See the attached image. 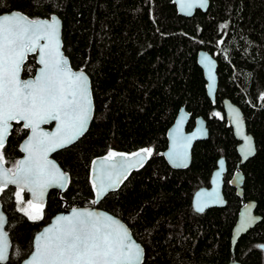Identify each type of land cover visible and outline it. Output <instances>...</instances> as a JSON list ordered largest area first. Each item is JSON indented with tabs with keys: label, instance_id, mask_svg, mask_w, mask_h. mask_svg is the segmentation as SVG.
Instances as JSON below:
<instances>
[{
	"label": "trees",
	"instance_id": "obj_1",
	"mask_svg": "<svg viewBox=\"0 0 264 264\" xmlns=\"http://www.w3.org/2000/svg\"><path fill=\"white\" fill-rule=\"evenodd\" d=\"M12 9L31 18L57 15L64 54L90 78L91 124L54 155L69 173L62 194L67 206L93 203L90 171L96 157L109 150L151 149L146 162L96 205L127 224L144 248L142 264H227L241 207L229 184L238 155L222 109L221 100L228 97L243 111L254 137L256 152L241 165L243 196L256 201L255 213L261 216L239 237L233 256L241 264H264V0H210L207 11L197 10L191 17L179 15L172 0H0V13ZM200 49L217 59L214 104L196 62ZM36 67L35 55H29L22 77L34 74ZM182 106L190 114L187 130L202 116L208 137L194 143L187 168L174 169L163 151L167 130ZM20 128L14 124L2 149L10 165L20 155L25 136ZM221 156L227 162L226 205L196 213L192 194L208 185ZM16 190L9 186L0 192L12 244L8 260L0 264H19L32 249L34 233L60 207L49 198L43 218L31 219L21 210Z\"/></svg>",
	"mask_w": 264,
	"mask_h": 264
},
{
	"label": "snow or ice",
	"instance_id": "obj_2",
	"mask_svg": "<svg viewBox=\"0 0 264 264\" xmlns=\"http://www.w3.org/2000/svg\"><path fill=\"white\" fill-rule=\"evenodd\" d=\"M201 5L204 0H200ZM192 3L187 7L191 8ZM59 23L30 20L18 13L0 16V192L8 184L27 189L33 197L29 207L38 219L42 206L36 203L53 185L64 186L66 175L48 159L49 153L70 145L85 130L92 110L87 76L73 72L61 52ZM39 53L42 66L34 79H21L24 62L30 53ZM211 77V73H210ZM239 127V115L237 114ZM23 122L30 129L23 150L24 160L16 171L3 168L2 149L11 122ZM56 122L54 132H45L41 124ZM186 147V145H185ZM151 149L133 153L150 155ZM253 151L250 138H245L244 156ZM124 154L109 152L107 160ZM177 159L182 152H174ZM135 165L127 159L104 170L99 184L93 183L97 198L118 184L127 170ZM19 197V193L16 194ZM19 202V201H18ZM96 203V201H93ZM203 211L202 205H197ZM25 214H28L27 212ZM3 217L0 216V224ZM7 248L0 233V260ZM30 264H142V249L132 242L129 230L118 220L103 213L73 209L71 215L59 216L56 222L36 237Z\"/></svg>",
	"mask_w": 264,
	"mask_h": 264
},
{
	"label": "water",
	"instance_id": "obj_3",
	"mask_svg": "<svg viewBox=\"0 0 264 264\" xmlns=\"http://www.w3.org/2000/svg\"><path fill=\"white\" fill-rule=\"evenodd\" d=\"M172 2L175 5L177 13L183 17H191L195 14L197 10L205 12L207 11L209 4H210V0H204V3L202 5H201L200 0H172ZM188 3H192L193 6L191 8H188L187 7ZM13 13H18L24 17H27L30 20H35V21L47 20L50 22L51 19L55 17L59 23V38H60V43H61L60 50L62 52L63 57L67 60L68 66L73 72L83 71L81 69H74L70 64L68 57L63 52L62 39H61L62 21L57 15L53 14L49 17L31 18L20 10L12 9L10 11L1 12L0 16L11 15ZM29 55H35V62L37 64V67H36V70L33 76H28L26 78L22 77V71H21V79L23 80L34 79L35 76L38 74L39 69L42 67L39 64L38 51L36 53H30L28 54V56ZM196 62L201 68L203 77L206 81V84H205L206 94L208 98L211 100V102L214 104L216 100V90L218 86L217 59L207 50L200 49L198 50L196 54ZM83 73L87 76V79H88L90 99L92 101V110L89 115V120H88V123L86 125L84 132L79 137H77L76 140L73 141L70 145L75 143L79 138H81L84 135V133L89 128L91 121L93 119V115H94V103H93L92 92H91L90 78L85 71H83ZM210 73H211V77H210ZM221 102H222V109H223L224 116L226 120L228 121L229 125L232 127V131H233V135L235 139L239 141L238 144L236 145V151H237V154L239 155V161L237 162L236 169L230 178V184L231 186L235 188L236 195L241 198V202H242L241 207L238 210L235 223L231 230L230 245H231L232 258L229 260L227 264H241L233 256L234 247L236 245V242L242 234L246 233L250 228H252L256 223H258L261 220V216L255 213L256 201L252 199H249L246 201L243 200L244 174L239 168L241 164L245 163L249 158H251L255 154L256 146H255V141H254L252 134L247 132L246 121H245L241 108L237 104L232 102L231 99H229L228 97L222 98ZM237 114L239 115V127H238L237 119H236ZM189 119H190V114L186 111L185 107L182 106L178 110L173 123L170 125V127L167 130V148L163 151V156L171 168H174V169L187 168L191 163V150H192L194 143L197 141L205 140L208 137V128L206 125V120L202 116H197L194 120V126L190 130H187L186 126H187ZM13 123H22L23 125L22 121L21 122L12 121L11 128H12ZM49 125L51 126L50 128H45V126H49ZM40 128L45 132H49V133L54 132L56 129V122L52 121L47 124H41ZM9 134L6 135V140ZM30 135H31V131L29 129L27 136L22 140L20 144L21 152L23 153V155L21 156L19 161L24 160L27 156V153L23 150V147L26 145ZM246 137L250 138L252 148H253L252 154L248 155L247 158H245L244 156V145H245ZM70 145H67L65 147H68ZM63 148H58L57 150L49 153L48 159L51 160L53 163H55L57 168H59V170L66 175V182L64 183V186L61 187L56 184L49 186L45 190L43 196L40 197L35 202L44 203L46 200V195L48 193V190L51 187L56 186L61 189H64L65 186L67 185L68 175L62 170L58 162L51 157L53 153ZM177 151L183 153L182 159H177L176 156L174 155V152H177ZM143 155H144V159L142 160V162H139V163H137V161H140V157L133 156L132 154L130 155L124 154L123 156H117L114 160H107L106 156H100V157L95 158L92 163L91 171H90L92 182L99 184V178L102 176L104 170L108 169L110 165L112 164H115L117 166V170H119L120 162L125 159H127L129 163H132L135 165L134 167H131L127 170V172L125 173V176H126L129 171H132L140 167L142 164L146 162L147 158L151 156V154L150 155L143 154ZM2 166L5 170H8L4 165ZM226 169H227L226 160L223 156H221L217 159L216 166L210 174L209 184L198 187L192 194L191 206L194 212L202 213L208 208L224 207L226 205V199L223 193L224 174L226 172ZM15 171H16V168L14 172ZM124 177H122V179ZM120 182L116 184L113 188H110L107 192H105L99 198H97L96 189L94 188L95 189L94 201H96V203L99 202L107 193L115 190L119 186ZM8 185L18 187L17 185H14V184H8ZM23 190H25L29 194L30 199L33 200L32 194L26 188ZM198 204L203 206V211L197 210ZM73 209L89 210V211H94L97 213L107 214L111 216L113 219L118 220L120 223H122L129 230V234L131 236L132 242L139 245L140 248L142 249V262H143L144 256H145L144 248L142 244L133 237L127 224L123 220H121L119 217L114 215L113 213L107 210H104L100 207H97L94 203V205H91V206H77V207L66 208L54 214L48 220V222L43 224L41 228L34 233L33 238H32V249L28 253V255L19 262V264H30L31 255L35 250L36 237L41 235V233H43L46 228L51 227L56 222L57 217L71 215ZM0 216L3 217V223L0 224V233H2L4 241H6V244H7V248L5 251V259L0 260V263H5L8 260L9 255H10L11 240L6 231L7 218L1 210H0ZM260 248L264 250V245H260Z\"/></svg>",
	"mask_w": 264,
	"mask_h": 264
},
{
	"label": "flooded vegetation",
	"instance_id": "obj_4",
	"mask_svg": "<svg viewBox=\"0 0 264 264\" xmlns=\"http://www.w3.org/2000/svg\"><path fill=\"white\" fill-rule=\"evenodd\" d=\"M30 76H33V74L32 75H30ZM24 78H26V77H24ZM243 112V111H242ZM244 115V114H243ZM245 118V117H244ZM226 119V118H225ZM227 121V120H226ZM246 121V120H245ZM228 122V121H227ZM14 124H17V123H13V125H12V128H11V131H12V129H13V127H14ZM21 124V128L20 129H23V131L25 132V136L21 139V141L19 142V151H20V155H18L17 157H16V159L13 161V162H11V165L10 164H8V161L6 162L5 160L3 161V165L8 169V170H11L12 172H14V170H15V168H16V164L18 163V161H19V159L21 158V156L23 155V153L21 152V148H20V144H21V142H22V140L27 136V134H28V131H29V129H25L24 127H23V125H22V123H20ZM229 124V123H228ZM51 126L49 125V126H45V128H50ZM246 127H247V125H246ZM231 129H232V127H231ZM11 131H10V133H11ZM21 131V130H20ZM19 131V132H20ZM247 132H249L248 131V129H247ZM232 133H233V131H232ZM250 133V132H249ZM10 135V134H9ZM234 136V135H233ZM253 136V135H252ZM9 137V136H8ZM8 137H7V140H8ZM235 138V137H234ZM254 138V137H253ZM80 139V138H79ZM7 140H6V143H7ZM236 140V139H235ZM237 141V144H238V140H236ZM6 143H5V145H6ZM4 145V146H5ZM66 148V147H65ZM64 149V148H63ZM146 149H148V148H146ZM62 150V149H61ZM58 151H60V150H58ZM58 151H56V152H58ZM111 151H114V152H116L115 150H109V152H111ZM141 151V150H140ZM55 152V153H56ZM109 152L107 153V154H105V155H102V156H106V157H108V154H109ZM137 152H139V151H137ZM55 153H53L52 154V158L53 159H55V157H54V155H55ZM116 153H120V154H125V155H130V154H133V153H135V152H132V153H123V152H116ZM238 155V154H237ZM100 157V156H99ZM97 158V157H96ZM149 158V157H148ZM147 158V159H148ZM56 160V159H55ZM57 161V160H56ZM94 161V160H93ZM93 161H92V163H93ZM239 161V155H238V159H237V161L235 162V167H234V169H233V171H232V173H231V176H232V174H233V172L235 171V169H236V164H237V162ZM58 162V161H57ZM58 164H59V162H58ZM244 164V163H243ZM60 165V164H59ZM242 165V164H241ZM241 165H240V169H241ZM92 166V165H91ZM61 167V166H60ZM62 168V167H61ZM226 168H227V162H226ZM62 170L68 175V181H69V173L67 172V171H65L63 168H62ZM241 171H242V169H241ZM131 171H129L128 172V174L130 173ZM91 173V172H90ZM227 173V169H226V172H225V174ZM127 174V175H128ZM225 174H224V176H225ZM91 175V174H90ZM126 175V176H127ZM125 176V177H126ZM231 176H230V178H231ZM124 177V178H125ZM123 178V179H124ZM230 178H229V184H230ZM122 179V180H123ZM122 180H121V182H122ZM68 181H67V184H68ZM91 181H92V179H91ZM121 182H120V184H121ZM93 183V182H92ZM119 184V185H120ZM209 184V183H208ZM9 186H11V187H14V188H16L17 190V193H19L20 192V197H17V200L20 202V203H22L21 205H23L22 207H21V210L24 212V213H26V210H25V207H24V205L25 204H23L24 202H28L29 203V201H32L31 199H30V197H29V194L25 191V190H22L21 188H18V187H15V186H12V185H8V186H6V187H9ZM67 186V185H66ZM66 186H65V188L64 189H61V188H59V187H51L49 190H48V193H47V195H46V200H45V202L44 203H39V204H41V206H42V214L43 213H45V207L47 206V202H48V199L49 198H55V200L60 204V209L58 208L57 210H55L54 211V213H52L50 216H49V218H48V220L54 215V214H56L57 212H60L61 210H63V209H66V208H70V207H77V206H70V207H68L67 206V202H65V201H63V197H62V194L64 193V191H65V189H66ZM203 186H205V185H203ZM224 186V185H223ZM230 186H231V184H230ZM119 187V186H118ZM117 187V188H118ZM231 187H233V186H231ZM116 188V189H117ZM234 188V187H233ZM115 189V190H116ZM235 189V188H234ZM114 191V190H113ZM94 193H95V189H94ZM235 193H236V190H235ZM24 194L26 195V197H27V199L25 200V196H24ZM94 198H95V196H94ZM241 199V198H240ZM243 200L244 201H246V199L244 198V196H243ZM248 200V199H247ZM93 201H94V199H93ZM36 203H38V202H36ZM98 203V202H97ZM97 203H95V205L97 204ZM241 204H242V202H241ZM91 205H94V203H91V204H89V205H83V206H91ZM97 206V205H96ZM98 207V206H97ZM256 209V208H255ZM0 210L5 214V216H6V218H7V224H6V231H7V233H8V235H9V232H8V219H9V215H7V213L2 209V206L0 205ZM25 210V211H24ZM28 217H30L28 214H26ZM43 218V217H42ZM31 219H33V218H31ZM41 219V216H40V218H38V219H34V220H40ZM48 220L46 221V222H48ZM45 222V223H46ZM44 223V224H45ZM41 228V227H40ZM39 230V229H38ZM9 238H10V236H9ZM260 245H262V244H260ZM11 248H12V244H11ZM263 250V249H262ZM264 251V250H263ZM10 252H11V250H10ZM10 256V255H9Z\"/></svg>",
	"mask_w": 264,
	"mask_h": 264
},
{
	"label": "rangeland",
	"instance_id": "obj_5",
	"mask_svg": "<svg viewBox=\"0 0 264 264\" xmlns=\"http://www.w3.org/2000/svg\"><path fill=\"white\" fill-rule=\"evenodd\" d=\"M111 152H114V151H111ZM20 192H19V197H20ZM23 204H25L24 205V207H25V210H26V212L28 213V215L30 216V215H35V213L33 212V210L29 207V203L28 202H24ZM23 206V205H22ZM24 210V211H25ZM40 216H41V218L44 216V213L42 214H40ZM34 219V218H33Z\"/></svg>",
	"mask_w": 264,
	"mask_h": 264
},
{
	"label": "bare ground",
	"instance_id": "obj_6",
	"mask_svg": "<svg viewBox=\"0 0 264 264\" xmlns=\"http://www.w3.org/2000/svg\"><path fill=\"white\" fill-rule=\"evenodd\" d=\"M230 99V98H229ZM232 101V100H231ZM233 102V101H232ZM236 104V103H235ZM262 245H264V244H262Z\"/></svg>",
	"mask_w": 264,
	"mask_h": 264
}]
</instances>
